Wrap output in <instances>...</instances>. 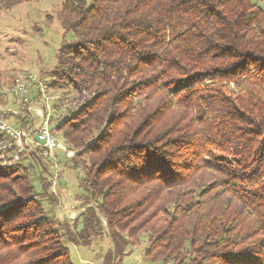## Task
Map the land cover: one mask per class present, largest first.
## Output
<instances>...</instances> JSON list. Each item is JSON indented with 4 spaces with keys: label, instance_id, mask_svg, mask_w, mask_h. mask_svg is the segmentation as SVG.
I'll use <instances>...</instances> for the list:
<instances>
[{
    "label": "trees",
    "instance_id": "trees-1",
    "mask_svg": "<svg viewBox=\"0 0 264 264\" xmlns=\"http://www.w3.org/2000/svg\"><path fill=\"white\" fill-rule=\"evenodd\" d=\"M56 17L74 39L49 86L80 103L54 131L75 152L84 210L47 212L40 150L0 166V264H73L67 245L100 228L103 264L142 233L158 264H264V0H64Z\"/></svg>",
    "mask_w": 264,
    "mask_h": 264
},
{
    "label": "rangeland",
    "instance_id": "rangeland-1",
    "mask_svg": "<svg viewBox=\"0 0 264 264\" xmlns=\"http://www.w3.org/2000/svg\"><path fill=\"white\" fill-rule=\"evenodd\" d=\"M64 0H34L22 2L10 10L0 12V84L11 83L14 78L18 79L28 74L39 79L48 94L59 96L60 103L52 102V109L49 116L51 129L54 131L58 120L69 115L80 103L75 99L72 91L66 87L49 86L51 71L57 62V50L63 43H69L74 39L72 31L65 30L56 17V13ZM7 105L17 108V111H25L20 103H16L12 96H8ZM23 105V104H22ZM25 106V105H24ZM31 117V116H30ZM32 122L35 123L32 117ZM57 141L63 139L58 132H55ZM56 160L43 157L42 163L50 172L51 185L53 186L54 175L57 176L55 192L57 205L48 203L47 212L53 213L57 221L64 218L73 219L84 208H80L81 200L78 189L79 170L72 169L68 165V158L64 152L55 148ZM28 165L30 179L34 182L35 191H39V177L44 178L41 169L29 165L27 160H22ZM25 161V162H24ZM46 176V175H45ZM146 233L140 236V242L136 245H129V253L124 257L125 264H158L143 259V253L147 245ZM68 249L73 264H103L104 255L112 247L111 241L103 228L91 234L90 243H69Z\"/></svg>",
    "mask_w": 264,
    "mask_h": 264
},
{
    "label": "built area",
    "instance_id": "built-area-1",
    "mask_svg": "<svg viewBox=\"0 0 264 264\" xmlns=\"http://www.w3.org/2000/svg\"><path fill=\"white\" fill-rule=\"evenodd\" d=\"M12 96L21 105H25L28 114L40 118L38 123L31 122L29 128H17L2 114L14 113L10 108L0 104V166L17 163L22 152L31 153L40 150L43 157L56 160L55 148L64 152L65 157H73L75 152L64 141H57L49 123L52 102L61 99L48 94L43 83L31 74L16 79L11 83L0 84V98ZM22 113V111H21ZM20 114V111L15 112ZM51 192H55L57 176L54 175Z\"/></svg>",
    "mask_w": 264,
    "mask_h": 264
},
{
    "label": "crops",
    "instance_id": "crops-1",
    "mask_svg": "<svg viewBox=\"0 0 264 264\" xmlns=\"http://www.w3.org/2000/svg\"><path fill=\"white\" fill-rule=\"evenodd\" d=\"M7 102H8V98L5 99V103H4V104H3V103H0V104L4 105L5 107L10 108V109L14 112V113H12V114H6V117L8 118V120L12 122L13 117L10 116V115H14L15 112H18L17 110H19L20 106L18 105L17 108L9 107V106L7 105ZM15 102H16L17 104L19 103V102H17L16 100H15ZM4 115H5V114H2V117H3V118H4ZM15 115H16V114H15ZM29 115L31 116V118H32V117L34 118L35 123H38V122H39L40 118H39L38 116H36L35 114H29ZM11 122H10V123H11ZM14 126H15V125H14ZM124 257H126V256H124ZM123 260H124V258H123ZM122 264H125L124 261H122Z\"/></svg>",
    "mask_w": 264,
    "mask_h": 264
}]
</instances>
